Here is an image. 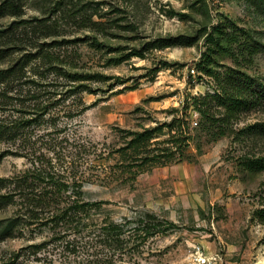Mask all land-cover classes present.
Wrapping results in <instances>:
<instances>
[{
	"label": "rangeland",
	"instance_id": "374dc122",
	"mask_svg": "<svg viewBox=\"0 0 264 264\" xmlns=\"http://www.w3.org/2000/svg\"><path fill=\"white\" fill-rule=\"evenodd\" d=\"M87 2L92 6L102 2L92 15L100 24L90 22L85 26L72 21L64 9L59 10V0H24L21 17H0V30L12 21L24 19L28 26L40 18L51 26L49 33L34 32L31 27L19 29L13 50L23 47L34 53L33 46L41 48L44 43L42 47L52 50L65 70L95 76L78 83L89 86L88 90L61 101L43 116L40 125L33 126L31 138L39 141L31 149L26 146L18 155L10 154L0 161V177L29 167L31 159L26 155L29 150L36 157L43 152L53 155L49 151L55 148L54 143L58 144L56 150L61 156L67 154L63 159L67 163L72 158L67 157L70 149L64 148L66 142L59 141L68 137L70 142L75 140L85 144L88 151L96 152L90 157L83 153L78 163L82 162L79 174L82 170L92 173L90 180L83 179V190L85 199L102 202L97 217L124 224L126 233L133 230L145 213L172 222L174 227L147 239L138 235L125 242L122 249H116L86 230L74 233L70 229L60 234L63 239H58L60 227L34 224L22 227L13 237L0 239V264L15 254H19L21 264H197L194 259L197 246H202L209 256L207 264H264V223L256 216V210L264 207V170L250 171L244 165L246 158L264 157V103L241 113L230 124L228 133L220 137L196 131L200 114L191 107L189 125L194 138L188 148L190 158L139 173L126 172L121 169L116 152L123 144L124 130H140L170 121L181 114L177 108L194 96L213 92L215 82L195 65L206 49L204 37L193 46L168 47L147 52L146 58L134 56L113 63L116 57L150 39L202 34L226 17L251 31L262 48L252 59L241 58L239 65L227 55H218V67L241 68L264 84L262 3L256 0ZM111 17L118 21L108 23ZM101 25L106 26L105 31L98 28ZM95 40L106 46L93 45ZM7 56L0 62V69L12 63L18 53ZM163 61L170 62V67L155 74ZM40 71L49 72L45 66ZM53 77L50 75V80ZM259 81L255 88L261 93ZM58 82L66 86L62 96L74 86L65 79ZM221 111L219 107L212 108L216 117ZM250 125L262 130L239 133ZM6 148L7 144L0 143V153ZM12 214L13 207L2 208L0 220ZM42 242L45 245L37 252L31 247Z\"/></svg>",
	"mask_w": 264,
	"mask_h": 264
},
{
	"label": "trees",
	"instance_id": "16d2710c",
	"mask_svg": "<svg viewBox=\"0 0 264 264\" xmlns=\"http://www.w3.org/2000/svg\"><path fill=\"white\" fill-rule=\"evenodd\" d=\"M87 1L59 0V10L64 9L72 21L82 25L87 26L90 22L100 24L92 19V15L97 13L93 11L99 10L97 5L102 2L92 6ZM256 1L264 6V0ZM23 8L24 0H0V17L6 15L21 17L24 14ZM225 18H220L211 31L205 29L202 34L197 35L159 36L115 58L113 62L115 64L134 56L146 58L147 52L173 46H193L204 37L206 49L195 65L198 71L215 82L213 92L194 96L192 101L186 102L182 108H177L181 114L174 115L170 121L143 127L140 130H124L123 144L116 150L121 169L139 173L156 166L189 159L188 148L194 138L189 125L191 107L200 114V119L196 121V131L220 137L228 133L230 124L241 113L263 105L262 82L241 68L218 67L220 66L218 55H227L239 65L242 63L241 58L252 59L262 48L251 31ZM114 21H118V18L111 17L107 22L115 23ZM28 25L25 19L20 22L12 21L0 30V62L5 61L7 55L18 53L12 63L0 69V143L8 145V148L0 153V161L10 154L18 155V151L26 146L31 149L32 145L39 141V138L36 140L31 138L33 126L40 125L43 116L57 108L61 101L66 102L77 92L89 89L87 85L78 84L80 81L95 77L65 70L59 57L54 56L52 50L42 47L44 43L41 44V48L33 46L36 49L34 53L26 51L23 47L13 50L12 45L17 43L14 38L19 29L31 27L34 32L49 33L51 27L41 18L37 19V23ZM98 28L105 31L106 26L101 25ZM7 40L9 42L5 44ZM4 45L6 47L2 48ZM93 45L99 48L106 46L98 40H95ZM113 49L120 51V48ZM170 65V62L163 61L154 73L157 74L162 68H169ZM41 66L48 68V74L40 71ZM50 75H54L51 80ZM61 79L74 85L64 96L62 91L66 86L58 82ZM117 79L124 82L120 77ZM258 81L262 87L261 93L255 88ZM213 107L222 109L220 116L212 114ZM53 125L56 128L57 124ZM259 129L262 130V127ZM259 129L255 125H250L241 129L239 133L246 135ZM63 142H66L64 148L70 149V155L67 157L72 158L66 161L70 166L63 161L67 154L61 156L56 150L58 144L54 143L55 148L49 151L53 155L43 152L36 157L35 152L29 150L26 154L31 159L29 167L10 176L0 177V210L9 206L14 209V214L0 220V239L15 236L22 227L47 224L55 228L60 227L57 232L59 236L56 237L58 239H63L64 235L60 234L70 229H73L74 233L86 230L89 235H95L109 246L122 249L125 242L134 240L138 235H143V238L147 239L174 227L172 222L168 223L154 214L145 213L138 219V224L133 230L126 233L124 224L110 218L97 217L96 212L102 208V202L85 199L83 190L84 180H90L92 173L82 170L79 174L82 162L78 163L83 153L90 157L96 152L88 151L85 144L75 143V140L70 142L68 137H62L59 143ZM74 157L77 158L73 160ZM92 160L96 162V158ZM244 165L250 171L264 170V157L246 158ZM256 216L264 223V207L256 210ZM44 245L45 242H42L31 247L37 252ZM19 257V254H15V257L2 264H21Z\"/></svg>",
	"mask_w": 264,
	"mask_h": 264
},
{
	"label": "built area",
	"instance_id": "2783aa9c",
	"mask_svg": "<svg viewBox=\"0 0 264 264\" xmlns=\"http://www.w3.org/2000/svg\"><path fill=\"white\" fill-rule=\"evenodd\" d=\"M195 256L194 259L197 264H207L210 261L209 256L205 253L204 249L202 246H197L195 248Z\"/></svg>",
	"mask_w": 264,
	"mask_h": 264
}]
</instances>
